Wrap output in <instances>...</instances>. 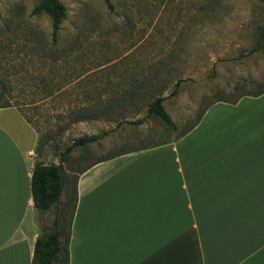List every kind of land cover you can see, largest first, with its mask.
<instances>
[{"label":"rangeland","instance_id":"obj_1","mask_svg":"<svg viewBox=\"0 0 264 264\" xmlns=\"http://www.w3.org/2000/svg\"><path fill=\"white\" fill-rule=\"evenodd\" d=\"M59 1L52 45L48 17L31 13L38 0H0V103L29 120L45 163L73 138L98 135L64 158V183L110 152L179 138L215 100L264 90V0ZM156 96L176 129L147 114ZM69 207H60L63 232Z\"/></svg>","mask_w":264,"mask_h":264},{"label":"crops","instance_id":"obj_2","mask_svg":"<svg viewBox=\"0 0 264 264\" xmlns=\"http://www.w3.org/2000/svg\"><path fill=\"white\" fill-rule=\"evenodd\" d=\"M36 143L16 107L0 108V264H30ZM61 199L67 264H264V92L213 101L179 138L75 172Z\"/></svg>","mask_w":264,"mask_h":264},{"label":"trees","instance_id":"obj_3","mask_svg":"<svg viewBox=\"0 0 264 264\" xmlns=\"http://www.w3.org/2000/svg\"><path fill=\"white\" fill-rule=\"evenodd\" d=\"M103 1L105 2L108 8H111L109 0H103ZM31 13L32 14L43 13L48 17L49 25H50L49 40L52 45H55L58 42V31L60 29V24L62 20L65 18L64 5L59 0H38V2L33 5L31 9ZM259 31H260V36L264 37V24L259 27ZM177 84L178 81L175 82L174 88L170 91V94H173L175 92ZM262 92H264V90H257L249 93L248 92L241 93L230 101L224 99H218V100L226 101V102H234L240 96L243 95L254 96ZM163 98L164 97L162 96L154 97L147 105L146 108L147 114L157 116L165 124L166 130L176 129L177 128L176 124L172 121L169 114L166 112V110L162 105ZM4 107H11V104L7 102L0 103V108H4ZM203 110L198 114L196 120L189 127L182 130L178 134V136H182L184 133H186L190 128H192L196 124ZM24 118L30 124L29 120L26 117ZM97 138H98L97 134L82 135L73 138L68 145L64 146L62 150H59L57 152L56 154L58 159L57 163H45L42 160H38V159L35 160L30 174L29 187H30L32 205L37 213L46 212L52 206H56L59 202V196L62 187V177H63L62 163L64 161V158L67 157L68 153L71 152V150L74 147L84 146L90 142L95 141ZM164 142H166V140L153 142L148 145L140 146L138 148H131L126 150L120 149L116 152H110L107 155L100 156L96 160L85 165L78 172H81L91 164L112 158L121 153L145 149L158 144H162ZM34 152L36 155L41 153L38 136H37V143ZM61 211L62 210L60 207H56L55 212L53 214V218L51 219L49 224H45L43 222L37 224L39 232L33 243L30 264H67V260H68L67 239H68L69 231L67 229V231L64 233L60 228V219L62 215Z\"/></svg>","mask_w":264,"mask_h":264}]
</instances>
